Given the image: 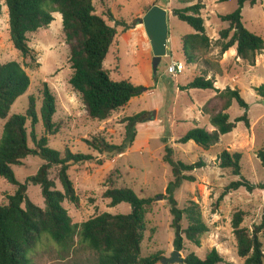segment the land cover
<instances>
[{
    "label": "rangeland",
    "instance_id": "obj_1",
    "mask_svg": "<svg viewBox=\"0 0 264 264\" xmlns=\"http://www.w3.org/2000/svg\"><path fill=\"white\" fill-rule=\"evenodd\" d=\"M0 1L4 3V0ZM198 1L204 5L201 17L206 35L211 40V51L205 60L196 65H185L182 73L171 76L167 73V67L172 60L183 61L181 38L192 32L187 24L171 14L172 10ZM93 3L97 15L103 16L110 12L115 22L133 25L128 31L116 27V38L104 61V68L112 80H126L146 89L104 122L88 118L79 94L69 85L73 72L61 16L53 14L54 20L47 28L27 36L28 46L32 50L28 58H23L12 46L7 9L3 5L0 16V63L17 62L30 80L27 92L16 100L10 114H24L30 98L35 100L36 109L39 110L43 87L46 85L56 101L53 120L61 127L58 135L48 137L49 146L59 151L68 147L74 153L91 154L94 158L90 162L72 166L68 171L78 198L77 205L68 201L63 204L72 222L79 225L102 213H130L131 208L125 203L109 208V200L103 198V193L109 188H131L140 197L151 200L145 215L141 257L159 252L163 258L169 259L175 251V234L167 186L174 179L171 167L163 161V157L165 149L170 148L174 162L193 164L201 160L205 163L201 169L182 173V176L193 177L194 181L182 180L173 191L178 209H183L188 201L198 204L208 228V232L201 237L200 247L184 241V250L179 257L184 259L190 253L204 257L215 249L223 258L221 264H244L237 256L231 222L236 212H243L242 227L252 233L254 227L259 226L264 219V189L259 188L264 184V167L256 156L264 147V99L256 92L258 87L264 85V52L256 55L253 66L237 58L235 49L219 55L215 41L218 40V32L228 25L222 23L218 16L233 12L237 7L236 2L192 0L190 4L181 5L178 0H94ZM153 5L168 12L166 56L161 58L155 74L152 72L151 46L141 24L143 16ZM104 19L110 26H115L114 21ZM242 23L249 32L264 40V0L253 7L244 5ZM202 73L214 79L215 89L219 91L227 87L239 90L248 105L245 111L233 103L227 114L233 121L246 113L249 128L237 123L231 133L221 136L219 142L209 150H203L192 141L184 145L177 144V139L193 127L213 130L201 109L216 93L181 89ZM212 105L220 106L217 101H213ZM140 113H144V121L135 124L134 143L123 155L112 159L109 155L93 152L84 143L101 135L108 143L120 145L125 138L126 120ZM153 114V120L148 121V116ZM3 124L4 121L0 120V137ZM37 132L40 136L43 134L41 125L37 126ZM223 150L242 155L241 177L254 186L252 192L239 189L219 200L225 187L240 179L234 177L230 170L219 167L218 155ZM41 165L43 162L37 157L26 158L22 167L13 169L16 179L21 184L25 183L27 178L37 173ZM49 178L55 182L57 190H62L57 180V168L50 169ZM26 187L27 197L43 208L39 186L28 183ZM15 190V187L0 178V205H5L6 197L13 195ZM181 226L186 227L185 220ZM259 240L264 251V232L259 234ZM96 259V254L80 245L77 238L69 253L62 252L51 241L44 239L32 255L34 264H95Z\"/></svg>",
    "mask_w": 264,
    "mask_h": 264
},
{
    "label": "trees",
    "instance_id": "obj_2",
    "mask_svg": "<svg viewBox=\"0 0 264 264\" xmlns=\"http://www.w3.org/2000/svg\"><path fill=\"white\" fill-rule=\"evenodd\" d=\"M94 0H4L0 1V16L2 5L8 14V30L13 48L23 58L31 57L32 50L28 46L29 34L47 28L58 13L62 19V29L69 47L70 67L72 76L69 80L71 88L79 94L89 119L104 122L109 117L125 108L129 102L146 89L130 84L128 81H114L104 68L114 40L116 27L124 31L132 29L133 25L115 22L110 12L103 16L96 14ZM235 1L236 9L227 15H219L218 19L228 27L218 32L215 46L219 55L235 49L236 57L249 66H253L256 55L264 52V40L249 32L242 23V8L245 4L255 6L261 0H218L219 3ZM179 4L187 5L192 0H178ZM204 5L201 1L180 9H173V15L187 24L191 33L181 38L182 58L184 65H196L206 59L210 53L211 40L206 35L201 11ZM114 21L112 27L104 19ZM215 81L206 73L194 77L182 90H210L216 95L205 103L201 112L207 116L212 131L193 127L177 139V144H187L192 141L203 150H209L220 140L221 136L231 133L237 123H243L249 128L246 113L230 120L227 111L233 103L247 111L248 105L237 89H215ZM30 80L23 68L17 62L0 63V120L4 121L0 137V178L15 187V193L7 196V203L0 205V264H34L32 255L36 247L44 239L51 241L59 250L69 253L74 247L75 238L96 254L95 264H162L163 257L159 252L148 257H141V243L145 231V215L151 200L140 197L131 188H109L103 193V198L109 200V208L121 203L128 204L131 212L124 215L98 214L81 224H74L64 208L65 201L77 205L78 198L68 171L72 166L90 162L91 154L74 153L68 147L62 151L49 146L48 137H54L60 132V124L54 122L56 101L44 85L42 102L39 110L33 98L29 99L24 114H10L16 100L28 90ZM258 96L264 99V85L256 89ZM217 101L220 106L212 105ZM144 121V113L137 114L126 120V133L122 143L112 145L97 135L85 140L86 146L97 154H106L110 158L123 155L133 145L135 139L134 126ZM41 125L43 134L37 132ZM30 143L32 146H30ZM163 161L171 167L174 181L167 186L170 195L169 205L174 229L173 247L175 251L184 250V241L200 247L201 237L208 232L203 222L198 204L188 201L183 209H178L173 198V191L180 181L193 182V177L182 176V173L192 172L205 167L199 160L193 164L174 162L172 151L165 149ZM261 166L264 167V147L256 154ZM28 157H37L43 165L34 176L21 184L16 179L14 168L24 165ZM240 153H230L223 150L218 155L219 167L230 170L234 177L240 179L225 187L222 199L230 192L245 189L252 192V186L241 177ZM51 168H57V180L62 190H57L55 182L49 178ZM31 183L39 186L44 206L35 205L26 195V185ZM264 189V184L259 186ZM243 212L233 215L231 227L236 242L237 256L244 264H264V251L259 240V234L264 232V219L255 226L252 233L242 227ZM186 221V227L181 226ZM223 258L212 249L204 257L194 253L183 259V264H221Z\"/></svg>",
    "mask_w": 264,
    "mask_h": 264
},
{
    "label": "water",
    "instance_id": "obj_3",
    "mask_svg": "<svg viewBox=\"0 0 264 264\" xmlns=\"http://www.w3.org/2000/svg\"><path fill=\"white\" fill-rule=\"evenodd\" d=\"M173 15V12L171 13ZM167 10L159 7L158 5H153L145 13L142 18V26L146 37L149 40L153 60H152V72L156 73L157 66L161 58L166 56L167 41H168V26H167ZM153 116H148L147 120L151 121ZM180 252L174 251L173 255L169 259H162V264H183V259L179 257Z\"/></svg>",
    "mask_w": 264,
    "mask_h": 264
},
{
    "label": "built area",
    "instance_id": "obj_4",
    "mask_svg": "<svg viewBox=\"0 0 264 264\" xmlns=\"http://www.w3.org/2000/svg\"><path fill=\"white\" fill-rule=\"evenodd\" d=\"M184 69H185V65L183 62H175L172 60L169 66L167 67V73L170 74L171 76H176L182 73Z\"/></svg>",
    "mask_w": 264,
    "mask_h": 264
}]
</instances>
